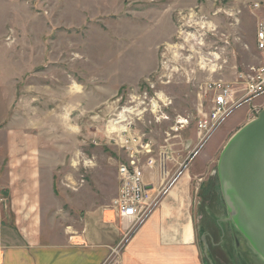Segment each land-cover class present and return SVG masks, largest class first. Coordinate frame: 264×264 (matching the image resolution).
<instances>
[{"label":"rangeland","instance_id":"obj_1","mask_svg":"<svg viewBox=\"0 0 264 264\" xmlns=\"http://www.w3.org/2000/svg\"><path fill=\"white\" fill-rule=\"evenodd\" d=\"M262 17L264 0H0V158L16 137L34 141L48 177L43 191L49 184L52 214L67 231L117 196L116 168L127 156L114 131L125 126L149 142L154 159L170 139L172 154L187 156L182 170L168 161L160 174L156 163L146 178L159 199L175 186L186 191L201 257L211 264L199 234L213 230L205 213L227 218L217 161L260 111L235 109L196 149L195 122L210 110L207 84L234 82L258 64ZM227 240L229 260L214 248L217 264H247L246 251L264 264L233 226Z\"/></svg>","mask_w":264,"mask_h":264},{"label":"crops","instance_id":"obj_2","mask_svg":"<svg viewBox=\"0 0 264 264\" xmlns=\"http://www.w3.org/2000/svg\"><path fill=\"white\" fill-rule=\"evenodd\" d=\"M31 139L18 136L9 153L0 158V264H102L109 248L122 237L123 225L106 210H94L73 220L68 230H59L57 204L49 184L43 191ZM181 158V157H180ZM180 160V161H178ZM187 156L172 155L170 162L182 170ZM157 169H160L157 165ZM167 163L165 173H167ZM153 170V169H152ZM152 170H143L144 182ZM156 173V172H154ZM153 174V173H152ZM161 174V172H160ZM165 175V174H164ZM191 201L181 186H175L159 199L124 245L117 264H206L197 244L189 208ZM53 210V211H52ZM207 225L199 240L211 264H217L214 248L229 260L227 218L206 214ZM214 217V218H213Z\"/></svg>","mask_w":264,"mask_h":264},{"label":"built area","instance_id":"obj_3","mask_svg":"<svg viewBox=\"0 0 264 264\" xmlns=\"http://www.w3.org/2000/svg\"><path fill=\"white\" fill-rule=\"evenodd\" d=\"M251 9H259V4H251ZM255 50L258 53V64L237 72L234 82L217 80L206 85V92L210 94V110L200 115L195 122V149L202 145L235 109L243 105L259 111L264 109V17L256 23ZM114 134V142L119 143L127 157L126 162L118 164L116 168L117 196L108 210L123 225V230L120 242L109 248L102 264L118 263L124 245L148 218L160 197L161 192L153 191L152 186L144 182L143 170H152L157 163L161 174H165V164L171 161L173 155L172 145L167 143L170 139L165 140L166 144L158 151L157 159H154L149 142L143 143L140 138L129 134L125 129L114 131ZM143 157L146 159L142 164Z\"/></svg>","mask_w":264,"mask_h":264},{"label":"water","instance_id":"obj_4","mask_svg":"<svg viewBox=\"0 0 264 264\" xmlns=\"http://www.w3.org/2000/svg\"><path fill=\"white\" fill-rule=\"evenodd\" d=\"M216 174L227 221L264 263V109L228 140ZM241 255L247 264H262L247 251Z\"/></svg>","mask_w":264,"mask_h":264},{"label":"bare ground","instance_id":"obj_5","mask_svg":"<svg viewBox=\"0 0 264 264\" xmlns=\"http://www.w3.org/2000/svg\"><path fill=\"white\" fill-rule=\"evenodd\" d=\"M210 69H211V71H214L215 70V67L212 66ZM153 107H155V105H153ZM130 111L131 110H128L127 112L129 113ZM125 112H126V110H125ZM121 118L123 119V116ZM118 123H120V122H115V123L112 124V130L117 129L116 126H117ZM120 129H126V127L125 126L124 127L122 126Z\"/></svg>","mask_w":264,"mask_h":264},{"label":"flooded vegetation","instance_id":"obj_6","mask_svg":"<svg viewBox=\"0 0 264 264\" xmlns=\"http://www.w3.org/2000/svg\"><path fill=\"white\" fill-rule=\"evenodd\" d=\"M198 24H199V23H198ZM200 24H201V23H200ZM202 27H203V26H202ZM207 55H210V56H211L212 54L208 52ZM214 58H215V56H214ZM215 59H216V58H215Z\"/></svg>","mask_w":264,"mask_h":264}]
</instances>
